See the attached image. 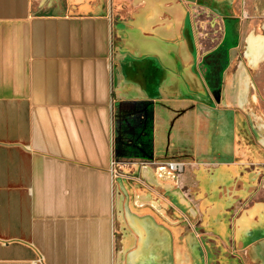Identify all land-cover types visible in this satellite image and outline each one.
<instances>
[{"label": "crops", "instance_id": "1", "mask_svg": "<svg viewBox=\"0 0 264 264\" xmlns=\"http://www.w3.org/2000/svg\"><path fill=\"white\" fill-rule=\"evenodd\" d=\"M245 2L0 0V264H209L151 207L190 194L264 264V187L243 180L264 173V9ZM167 160L191 165L124 197L117 166Z\"/></svg>", "mask_w": 264, "mask_h": 264}, {"label": "rangeland", "instance_id": "2", "mask_svg": "<svg viewBox=\"0 0 264 264\" xmlns=\"http://www.w3.org/2000/svg\"><path fill=\"white\" fill-rule=\"evenodd\" d=\"M66 0H40V3L45 5L43 6L42 10L49 11L50 9L54 8L55 6H59L60 4H63ZM90 2H94V4L105 3L108 5L111 0H88ZM251 6L254 9L255 12L258 11V8L261 10L264 9V0H250ZM245 0H236L235 6L236 8L242 12L243 7L246 5ZM52 4V7H51ZM264 20V18H262ZM219 35V34H218ZM217 35V36H218ZM217 36L214 38L217 39ZM173 156H168L166 159H172ZM149 160H153V158H150ZM203 163V162H201ZM151 165L153 168L157 169L159 173H162L164 170L167 171L170 175L175 176L176 178L183 173H177L169 170L166 167H162V165L159 164H150V163H143L142 165ZM191 163H188V166H190ZM188 166L186 167V170L188 169ZM255 166L254 164L250 165V167ZM164 168V169H162ZM116 174L119 177L124 178L126 181L131 182L132 184L140 185V187L146 188L148 187L145 184L144 179L142 178V170H138L132 167L123 168L117 166L115 169ZM264 173L260 177V185L264 187ZM238 184V183H237ZM241 186V184H238ZM256 185V184H255ZM258 186V185H257ZM258 186V187H259ZM227 189V187L220 188ZM227 192V190H225ZM224 191V192H225ZM191 197V205L193 208H195V211L191 210H185V212L177 211L173 207H171L169 210H163L165 218L167 220H170L172 226H178L183 232L186 234L189 231H192L195 234H199V238L202 242V244L205 246V248L208 251V260L209 264H242L241 258L238 256L237 249L233 247L232 244L229 246L221 241L220 238L214 236L211 233V228L205 224V210L197 209L195 205L194 199H196V196L193 194H190ZM207 214V213H206Z\"/></svg>", "mask_w": 264, "mask_h": 264}, {"label": "water", "instance_id": "3", "mask_svg": "<svg viewBox=\"0 0 264 264\" xmlns=\"http://www.w3.org/2000/svg\"><path fill=\"white\" fill-rule=\"evenodd\" d=\"M191 32V31H190ZM192 33V32H191ZM190 33V34H191ZM192 35H190V40H191V42L192 43H194V40H193V38L191 37ZM204 102V101H203ZM205 103V102H204ZM212 105H214V103L212 104ZM136 169H138V170H143V169H149V170H151V171H155L156 173H158V171H157V169H155V168H153L151 165H142V164H138L137 165V167H136ZM128 184L126 185L127 186V189H128V194L127 193H125V191L122 189V192H123V195H124V197L126 198V199H131L132 201H136V187H135V185L134 184H132L131 182H128V181H126ZM132 190V191H131ZM174 204H175V202H174ZM177 205V204H176ZM143 206V204L142 205H136V207H142ZM162 207L161 208H157V207H155V205H151V207L152 208H154L155 210H157V212L159 213V214H161V215H163L164 216V212H163V210H169L172 206L171 205H161ZM165 217V216H164ZM170 225H171V228L172 229H174V228H176V226L174 225V226H172V224H171V222H170ZM178 227V226H177ZM171 229V230H172Z\"/></svg>", "mask_w": 264, "mask_h": 264}, {"label": "built area", "instance_id": "4", "mask_svg": "<svg viewBox=\"0 0 264 264\" xmlns=\"http://www.w3.org/2000/svg\"><path fill=\"white\" fill-rule=\"evenodd\" d=\"M188 163L189 162L184 160H167L163 162H155L154 164L162 165V167H166L173 172L183 173L186 170ZM116 165H117L116 163H113V166Z\"/></svg>", "mask_w": 264, "mask_h": 264}, {"label": "flooded vegetation", "instance_id": "5", "mask_svg": "<svg viewBox=\"0 0 264 264\" xmlns=\"http://www.w3.org/2000/svg\"><path fill=\"white\" fill-rule=\"evenodd\" d=\"M133 164V163H132ZM138 164H140V163H138ZM256 167H245L244 168V172H246V171H249L251 174L252 173H254L255 174V176L257 175V173H258V171H257V169H255ZM162 169H164V168H162ZM163 171V170H162ZM163 173V172H162ZM262 175V173L260 174V176ZM241 180V179H240ZM243 180L245 181L244 183L246 184V186H250V185H260V178H256V179H254V180H248V181H246L245 180V178H243ZM238 183V182H237ZM258 186H257V188H258Z\"/></svg>", "mask_w": 264, "mask_h": 264}]
</instances>
